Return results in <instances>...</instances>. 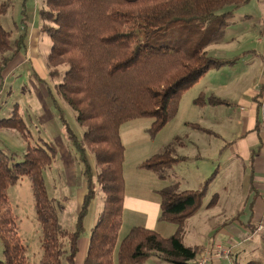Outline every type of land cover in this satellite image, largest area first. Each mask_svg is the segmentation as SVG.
Segmentation results:
<instances>
[{
  "label": "trees",
  "instance_id": "trees-1",
  "mask_svg": "<svg viewBox=\"0 0 264 264\" xmlns=\"http://www.w3.org/2000/svg\"><path fill=\"white\" fill-rule=\"evenodd\" d=\"M249 1L45 0L41 31L53 41L48 56L49 76H62L60 66H67L58 89L77 112L79 123L86 127L82 138L67 122L63 106L51 89L50 97L83 163L87 191L74 229L64 227L58 215L64 205L60 203L58 207L56 199L50 197L44 178V171L58 156V147L42 137L33 143L17 109L11 117L0 119V131L17 129L27 141L22 161L17 160L14 152L0 148V238L4 244L0 264H27L26 247L8 197L9 188L23 177L31 180L42 226L43 255L38 264H77L80 240L86 232L85 217L99 190L105 195L104 206L91 230L82 264H115L116 256L118 264H145L152 257L170 264H193L200 248L186 245L185 226L204 206L209 180L197 189L182 190L177 182L158 191L159 219L177 224L176 233L164 236L153 228L135 225L119 240L125 203V144L121 126L149 117L153 121L148 130L156 134L176 117L184 93L203 75L234 66L249 55L248 50L214 55L207 49L221 40L235 9ZM9 8V0H0V74L27 46V26L13 41L14 32L2 23L1 16ZM195 103L220 105L227 101L201 92ZM195 127L211 132L200 124ZM262 127L264 110L256 129ZM261 147L262 143L255 152ZM176 152L173 145H168L163 152L139 163V167L167 179L177 163L188 159ZM218 198L215 195L206 206H215Z\"/></svg>",
  "mask_w": 264,
  "mask_h": 264
},
{
  "label": "rangeland",
  "instance_id": "rangeland-1",
  "mask_svg": "<svg viewBox=\"0 0 264 264\" xmlns=\"http://www.w3.org/2000/svg\"><path fill=\"white\" fill-rule=\"evenodd\" d=\"M9 3L8 13L1 16L2 23L6 29L14 32L13 41L24 27L28 26L29 50L27 47L22 49L1 71L0 81L4 83L2 85L0 83V119L11 117L17 109L32 134L33 143L38 142L42 137L56 144L59 150L58 156L52 166L44 171V178L50 197L56 199L58 207L60 203L64 205L63 210H58L60 222L64 227L74 229L87 191L82 172L83 163L75 146L68 139L65 125L50 97V89L54 98L63 106L66 120L79 138L83 137L86 127L79 123L77 112L65 101L58 89L67 66H60L62 76L58 78L49 76L48 56L53 41L49 35L41 31L43 23L41 8L46 7L45 0H9ZM22 18H25L28 25ZM207 49L214 55L220 53L231 55L245 50L251 52L234 66H226L206 73L208 74L206 78L210 80L236 81L237 95L229 96L231 97L229 105H197L195 99L205 89V79L184 93L176 117L156 134L148 130L153 121L149 117L133 119L122 124L121 136L125 144L126 203L119 240L123 239L134 225L146 223L141 217L144 214L142 209L131 206L139 199L136 197L148 194L160 196L158 192L160 189L177 182L180 183L182 190L197 189L206 180H209V188L203 210H207L206 205L215 195L218 194L219 197V204L213 211L217 216L211 220L210 226L219 227L217 237L219 236L221 240H229L231 237L240 243L246 237L251 238L254 233L252 228L255 223L248 221L254 198L250 181L254 163L249 159V154L245 155L240 151V147L245 145L242 135L248 127H251L252 122L245 121L243 116L240 120V117L252 109L248 92L251 83L257 80L261 67L264 66L262 57L256 54V51L264 52V0H250L235 9L232 23L225 30L221 40L209 45ZM34 50L37 51L36 58H28ZM261 110H264V103L261 105ZM192 123L210 128L220 136L196 129ZM176 136H180V140H176ZM182 140L186 145L180 148L178 145ZM168 145L176 148V155H184L188 159L177 163L169 171L167 179L160 178L150 169L139 167V163L163 152ZM0 148L14 152L17 154V160L22 161L27 151V141L17 129L6 128L0 131ZM90 159L95 163L93 154H90ZM8 197L16 216L18 233L26 247L27 264H38L43 255L42 226L37 216L31 180L23 177L18 184L9 188ZM249 197L250 205L246 204ZM104 201V192L99 190L85 217L86 232L80 240L77 264L83 263L91 230L103 209ZM159 216L158 220L161 221ZM205 219L207 222L204 224L207 226L210 221ZM162 222H166L168 226L174 225L175 230L172 234L176 233L177 224ZM198 224L199 221L193 219L185 226L187 231L186 237L184 234L185 243L199 244L200 238L207 237L206 230L200 229ZM251 241L250 243L261 244V252L257 254H262L258 257L252 251L247 259L251 260L252 256H255L254 261L264 263V232L257 233L255 240ZM238 249L237 246L234 251ZM3 250L4 244L0 238V258L3 256ZM150 259L145 264L156 262L159 264L158 257ZM245 263L248 264L247 260L241 258L240 264ZM115 264H118L117 256Z\"/></svg>",
  "mask_w": 264,
  "mask_h": 264
},
{
  "label": "crops",
  "instance_id": "crops-1",
  "mask_svg": "<svg viewBox=\"0 0 264 264\" xmlns=\"http://www.w3.org/2000/svg\"><path fill=\"white\" fill-rule=\"evenodd\" d=\"M27 25H28V23H27ZM27 30H28V28H27ZM28 40H29V36L26 38V45H28L27 44ZM28 48L29 47H27V49ZM36 52H37L36 50L32 51V53H31L32 55L30 54L28 56V58L35 59L36 58L35 55L37 54ZM256 54H258L262 57V59H263L262 62L264 65V52L263 51H256ZM206 75H208V74L203 75L200 78V80L196 83V84H198V83H200V81H205V79H206V82H204L205 83L204 84L205 89L202 92H204L206 94V96L215 95L217 97H220L221 99H225L227 101L226 104L229 105L231 103L230 98L232 97V95H237V88L235 89V85L237 84V82L236 81L231 82V81H227V80H222L220 82V81H218V79L210 80V78H206ZM212 75H214V74H212ZM209 77H211V76H209ZM201 79H203V80H201ZM257 80L253 81V83H251V88L248 92V96L250 98V103H251L252 109L250 111H248L247 113H243L240 117V120L243 116V119L245 121L252 122L251 127H248L246 129V132L242 135L243 136L242 141H244L245 145L243 144L240 147V151L243 152L245 155L249 154V159L252 160V153L255 152V150L260 145V143H262V147L255 152L254 159L252 160L254 163L253 164L254 169L252 170L251 175H250V181L252 183L251 184L252 185L251 193L254 194V198H253V202H252L250 218L248 221L251 223L252 222L255 223V224H253L254 227L252 228L254 233H253L251 238L246 237L240 243L237 242L236 240L232 239L231 237L229 240L219 239V236L217 237L219 227H217V225L210 227L212 224L211 220L217 216V214L213 211H215V207L218 206L219 201L213 207H207L206 206L205 209H207V210H203L204 208L202 207L193 217H191L188 220V223H189V221H192L193 219L198 220L199 221V224H198L199 228L206 230L207 237L204 236V237L200 238L199 244L195 243L194 245H192V244L186 243V245H188V246H201L200 248H202V247L209 245L213 242H222L224 245L229 246L231 248V250L235 256V259H236V264H240L241 258H242V260H243V258L245 260H247L248 264H250L252 261H254L255 256H252L253 259H251V260L247 259V258H249V256H251L250 253L252 251H254V253L258 257L262 254V253H260V255L257 254V253L261 252V250H260L261 244L253 243L252 241L255 240V235L257 233L264 232V127H262L260 130L256 129V124H257L258 119L263 118V111L261 110V105L264 103V66L261 67L260 74H259V77L257 78ZM0 83H1V85L3 84L2 80L0 81ZM245 92L246 91H244V93ZM229 96H231V97H229ZM242 102H244V100H242ZM220 105H225V104H220ZM253 105H255V107H253ZM201 106H206V105H201ZM212 106H216V105H212ZM195 124H198V123H192V126L195 127ZM205 128H207V127H205ZM196 129H198V128H196ZM208 129H210V128H208ZM3 130H1V131H3ZM199 130H202V129H199ZM202 131H204V130H202ZM210 131H211L210 134H212V135L215 134L217 136H220L219 133L213 131L212 129H210ZM204 132H207V131H204ZM207 133H209V132H207ZM185 145H186L185 141L182 140V141H180V144L178 146L180 148H183V146H185ZM180 156H184V155H180ZM185 157H187V156H185ZM152 173H154V172H152ZM159 189H157V190H159ZM261 190H263V191H261ZM150 195L151 194H148L147 196L136 197L139 199H137V201L131 205L134 207L138 206L144 212V214L141 215V217L145 219L146 223H144V224L139 223V224L153 228L164 236L167 234H172L175 230V228H174L175 226L172 224H170L172 226H168V224L166 222H162V221L158 220V216L160 214V209H161L160 208V204H161L160 196H156V195L150 196ZM125 203H126V200H125ZM248 203H249V205L251 203L250 197L248 198L246 204H248ZM124 215H125V209H124ZM205 218H207L208 221H210V222H208L207 226H205V224L207 222ZM123 221H124V216H123ZM188 223L186 224V226L188 225ZM241 223H242V221H241ZM249 225L250 224H247V226H249ZM122 228H123V225H122ZM186 236H187V231H186V227H185V237ZM253 238H254V240L251 241V239H253ZM250 241L252 243H250ZM245 242H249V244H245ZM237 246L239 249L236 250V252H235L234 249ZM246 255H248V256H246ZM225 262H227V261L225 259H222L217 264H228V262L227 263H225ZM155 264H158V262H156ZM159 264H170V263L164 262V261L159 259Z\"/></svg>",
  "mask_w": 264,
  "mask_h": 264
},
{
  "label": "built area",
  "instance_id": "built-area-1",
  "mask_svg": "<svg viewBox=\"0 0 264 264\" xmlns=\"http://www.w3.org/2000/svg\"><path fill=\"white\" fill-rule=\"evenodd\" d=\"M222 259H225L228 264H236L235 256L229 246L222 242H213L199 250L193 264H217Z\"/></svg>",
  "mask_w": 264,
  "mask_h": 264
}]
</instances>
